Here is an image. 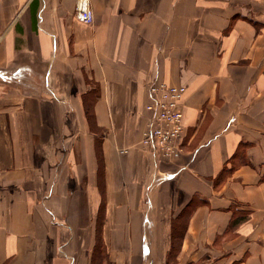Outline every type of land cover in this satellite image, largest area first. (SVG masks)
Listing matches in <instances>:
<instances>
[{
    "label": "crops",
    "instance_id": "1",
    "mask_svg": "<svg viewBox=\"0 0 264 264\" xmlns=\"http://www.w3.org/2000/svg\"><path fill=\"white\" fill-rule=\"evenodd\" d=\"M75 4L0 0V264H264V0Z\"/></svg>",
    "mask_w": 264,
    "mask_h": 264
},
{
    "label": "built area",
    "instance_id": "2",
    "mask_svg": "<svg viewBox=\"0 0 264 264\" xmlns=\"http://www.w3.org/2000/svg\"><path fill=\"white\" fill-rule=\"evenodd\" d=\"M76 18L86 24L93 22L91 0H76ZM187 88L184 85L153 82L149 86L150 113L148 127L144 132L143 143L152 149L154 156L173 160L181 155V140L185 133L184 98ZM122 153L127 149L121 150Z\"/></svg>",
    "mask_w": 264,
    "mask_h": 264
},
{
    "label": "rangeland",
    "instance_id": "3",
    "mask_svg": "<svg viewBox=\"0 0 264 264\" xmlns=\"http://www.w3.org/2000/svg\"><path fill=\"white\" fill-rule=\"evenodd\" d=\"M88 114H90V112H87ZM91 115V114H90Z\"/></svg>",
    "mask_w": 264,
    "mask_h": 264
},
{
    "label": "trees",
    "instance_id": "4",
    "mask_svg": "<svg viewBox=\"0 0 264 264\" xmlns=\"http://www.w3.org/2000/svg\"><path fill=\"white\" fill-rule=\"evenodd\" d=\"M234 223H236V222L234 221Z\"/></svg>",
    "mask_w": 264,
    "mask_h": 264
}]
</instances>
